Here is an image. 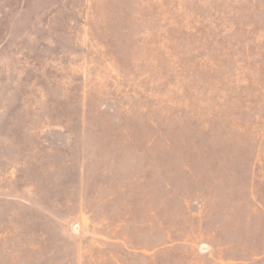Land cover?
Listing matches in <instances>:
<instances>
[{"label":"rangeland","instance_id":"374dc122","mask_svg":"<svg viewBox=\"0 0 264 264\" xmlns=\"http://www.w3.org/2000/svg\"><path fill=\"white\" fill-rule=\"evenodd\" d=\"M0 264H264V0H0Z\"/></svg>","mask_w":264,"mask_h":264}]
</instances>
